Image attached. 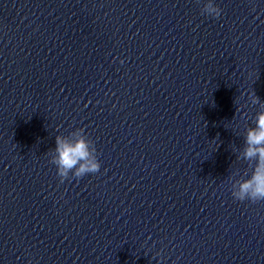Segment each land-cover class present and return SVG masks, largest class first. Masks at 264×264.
<instances>
[{"label":"clouds","instance_id":"9594fccd","mask_svg":"<svg viewBox=\"0 0 264 264\" xmlns=\"http://www.w3.org/2000/svg\"><path fill=\"white\" fill-rule=\"evenodd\" d=\"M202 14L219 18L222 10L214 4L213 0L202 8ZM123 63V61H121ZM252 103L260 104L261 110L256 114L254 127H248L244 136V147L237 150L236 160L247 163L251 174L245 170L239 179V171L232 174L231 196L240 202L248 201L257 203L264 201V102L252 93ZM69 135L78 136L75 141H70L66 136L57 135L55 139V155L51 156V163L57 168V175L63 183L70 174L80 179L88 174H95L100 170V162L97 158V150L94 142L88 137L84 128H77Z\"/></svg>","mask_w":264,"mask_h":264}]
</instances>
